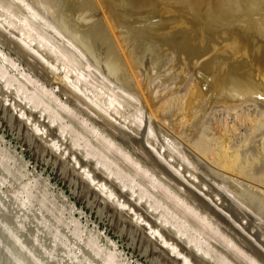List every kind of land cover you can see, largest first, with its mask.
I'll return each mask as SVG.
<instances>
[{"label": "rangeland", "instance_id": "374dc122", "mask_svg": "<svg viewBox=\"0 0 264 264\" xmlns=\"http://www.w3.org/2000/svg\"><path fill=\"white\" fill-rule=\"evenodd\" d=\"M26 1L32 2L33 0ZM192 1L193 3L189 0L190 3H188L190 5L185 2L184 6H181L180 3L183 2L182 0L177 4L176 2L174 3V0L169 2L168 0H137V2H139L138 5L140 4V6L138 7V11H140L142 14L144 11H146L143 15H151L152 18L155 17L170 20V23H175L173 26H175L176 28L181 24L180 27L182 26V28H184L185 30H183L182 28L180 29V27L176 29L172 25H170V27L171 29L174 28V32L178 34L180 38L184 36L183 38H181L182 41H186V38L189 34L190 35L188 36V40H190V37H192L191 34H195L194 31L192 33L189 32L191 31V29L187 32V29L190 28V25L193 30L194 28H196V26L200 28L202 27V24L200 22L202 21L203 23V13L211 14L212 12H214L216 9L215 4H217L219 0H201L200 2L202 6L200 5L199 0ZM206 1L211 4L213 3V7L212 5L209 6V3H206ZM238 1L239 3L241 2L244 4L242 9L244 10V12H246V14L248 13V8V11H255L256 13H261V16H264V0H260L263 3H259L257 4V6L253 5L258 3V0H243V2L242 0ZM254 1L256 2L254 3ZM31 2H29V4L31 6L33 5L34 9L37 8V4H40L39 0H37V2H35L34 0L32 4ZM172 2L174 3V6ZM34 3H36L37 6H34ZM251 3L253 4L250 5ZM2 4L3 3L0 1V13H3L4 10V5ZM145 4L147 6H145ZM157 4H159L160 6ZM186 4L187 7L185 6ZM243 4H240V6H242ZM151 6L152 13L150 14ZM166 6L168 7V10ZM38 7L40 10L42 5L40 4ZM160 7L162 9H160ZM169 8H172L173 10L170 11ZM190 8L191 10H189ZM192 8L195 9L193 10ZM199 9L200 11H197ZM36 10L37 12L41 11H39L38 8ZM182 10L185 12H183ZM195 10L196 12H194ZM191 11L197 15L195 16V18L197 17L198 20L197 18L196 20H194V17L191 18V16L188 15L191 13ZM206 11L211 13H208ZM239 11V9H232L230 13L238 14ZM250 12L248 13V15L252 17L253 14L254 17L255 12L252 14ZM258 13L255 14V16L257 15V19L258 15H260ZM246 14H243L245 22L241 21V23H236L234 24V27L236 29L238 27L239 31L240 29H244L241 31H249L254 29L255 32H253H257V34L261 37L256 36L254 33L252 34L249 31L250 34H252L250 35V46L247 45V43H244V45L251 47L248 50L250 52L249 54H251L249 55V57L252 58H250L252 61H250V67L247 66L241 68L239 70V74L252 72L254 71L253 69H259L258 66L256 67L257 63L255 60H257L264 66V28H261L264 27V20L261 18V21L259 22L258 20H256V17H254L255 20H253L252 17L251 23L252 21L254 23L250 25L246 22V19L250 18ZM166 15H168L169 17ZM200 15L202 16L203 20H200L199 22V19H201L199 18L201 17ZM177 21H179L178 24ZM194 21L199 23H195ZM258 23L260 25H258ZM203 25L206 24L203 23ZM259 27L260 29H258ZM204 28L206 27L204 26ZM255 29L258 30L256 31ZM2 40H0V51L3 52L7 57H10V59L14 61L16 60V63H19L21 67L25 68L23 60L21 58L19 59V56L16 55L14 51H12L13 47H9L7 41H4V43L1 42ZM253 40H255L256 42ZM243 41H246V37L243 38ZM185 44H187V42ZM5 45H8L7 48ZM254 47H257V49L255 50ZM99 51H101L100 53L103 52L101 48H99ZM243 51L244 50H241V53ZM242 55L243 53L240 55L239 52V59L242 57ZM147 61L149 62V58L147 59ZM146 62L140 69V71L143 69L142 73L144 72L145 75L141 73L140 75H144L145 77L151 75L150 77H152V79L154 78L151 84V88L154 89L151 90L153 91V93L155 92L154 100H151L150 97L147 96V92L144 93L142 91V89L138 85L139 83L135 81V79L137 78L135 77L134 79L133 76L135 75L132 74V80H134L132 81V86H134L133 88H135V91H133L135 93H130L136 100H127L128 98H125L128 102L132 103H127V101H125L126 103H124L123 98L124 108L120 109L122 111V117L115 116L113 113L112 115L114 116V118L110 120V122L114 126H116L117 129H122L120 131H123V135L128 136V138L130 137L129 140L131 139V141L128 140L129 142L121 140V138L117 135L116 136L120 139L116 138V133L112 131V133H115L113 137V134L107 131L105 127L99 126L101 127L99 128L93 120L89 119L79 111L77 112V114H80H78L76 117H69V119L66 118L65 124L67 126V129L63 133L60 132V129L57 125H52L51 128V124H49V128H44V126L42 125L43 123L47 124V120H44L43 118L40 119L39 112H34L32 109L26 106V104L22 101V98L20 96H17L15 87L13 88V90L11 88L10 90H7L0 80V264H189L184 257L174 255L172 250L167 247L165 243H163L166 240L172 241V243L170 242L171 244L179 242L181 245L179 243L175 245L176 248L178 247V251L180 253L183 251V253H181L183 256L189 257V259H191L194 263L196 261L197 264L199 263L198 261H200L199 264H217L218 262L220 264H264L263 99L260 97L261 100H257L258 98H249L248 95H242L234 100L232 99L233 102H231L232 100L230 99H223L224 91L222 86H214V84H210L207 82L201 83L198 80L192 66H187L183 69V71L181 70L179 72L180 74L177 73L178 75L176 74L175 76L174 74L172 75L171 72V75L167 74L168 71L166 69L162 70L158 67H152L156 66L154 65V63H152V61H150L152 66H149L152 68V70L151 68L148 69L146 67ZM148 62L147 66L150 64V62ZM0 64L2 67L4 66L3 68L5 71L9 72H7V74H9L8 76H10L11 78H17L18 80L21 79L18 77V74L15 73V70L7 65V63H1L0 61ZM263 66L261 65L260 67L264 68ZM153 68L156 71H153ZM146 70H149L151 72ZM259 70L262 71H259L258 73L254 71L255 80L257 78L261 79V74L264 73L263 69ZM145 77L143 79H145ZM17 79H14L13 81L16 82ZM186 80H188V83H186ZM21 81L22 84H25L23 80ZM21 81L18 82L21 83ZM175 81L179 82H177L176 84ZM193 81L197 86L195 84L193 85ZM15 84V86H17V83ZM55 84L51 89H53L56 96L61 101L69 104L67 102V97L65 95L63 96L60 90L61 85L59 83L58 85ZM88 87L93 91L96 90V92L98 93H103L102 95L105 94L106 96L104 95V97L113 94L110 87L98 77L89 79ZM107 88H109L110 90ZM29 90H31L30 87ZM194 90L198 92V96L200 97L199 101V98L196 96L197 94L194 93ZM263 90L264 88L262 89L261 93H264ZM137 92L139 95L136 94ZM193 95L196 99H198H194ZM214 96L218 97L214 98ZM192 98L193 100H190ZM178 99L180 102H178ZM189 101H193V103L191 104L189 103ZM225 101L226 104L224 103ZM258 101H260V103ZM261 101L263 104L261 103ZM45 103L46 105L49 104L47 107L50 106L51 109H55V106L52 103L50 104V100L45 101ZM151 103L159 107L153 108ZM186 103L188 105L191 104L189 105L190 109L187 108L188 105ZM203 103H207L206 107ZM193 104L194 106H192ZM81 109H84V111H86L85 107H81ZM138 109L141 111L143 110L146 118H154L153 120H151L152 122H154V120L156 119V123L158 124V128L160 131V133H154L156 137L153 135V140V136L151 134L152 132H149V136H152L150 137V139L153 141L154 145L152 146L145 143V148L147 147L148 149L145 150L144 148V151L146 152H144L143 149L139 148L135 143L142 140V135L146 131V122L145 124L143 123L144 125L142 124V128H140L141 125L135 124L136 117L134 116H136V114H132H134ZM160 110L161 112L166 110L164 111L166 114H164V112L161 113ZM188 111H190V113ZM158 112L160 114H158ZM187 112L189 114H187ZM151 113L154 114L152 115ZM89 114L93 116V118H97L94 114L90 112ZM202 114L204 118H201ZM155 115L158 117V119L159 117L163 119L158 120L157 118H155ZM83 119L86 121L88 120V123L86 124L88 126V129H86L87 126L85 125V123L82 122ZM176 119L180 120V122H178V120ZM115 120H117V122H115ZM96 121L100 122L101 120L99 121L97 118ZM175 121L177 122L175 123ZM120 122L121 125H119ZM36 125L40 126L42 129H46L45 132L36 133V127L34 128V126ZM93 126L94 128L99 129L98 131L103 137H105L107 140H110L114 145H116L114 146L116 147V149L118 147L119 150H121V152L119 153L123 154L125 152L124 154L130 157L129 159L132 161V163H138L139 166H142L141 168L145 171L147 169V172L150 174V178L151 174L153 177H157L156 179H158V181L162 183V185L166 188L165 190H167V192H172H170L172 195L170 193L168 194L170 195V197L173 196V198H175L176 200L179 198L178 201H183V204L180 203L181 205L185 207L188 205V208H192L195 213L197 212L198 216L205 222L204 224L206 228H208V230L204 227L199 226L198 224L193 222V220L190 221L191 219L184 214V211L181 210V208L173 204L171 200L169 198H166V196L161 191L158 192L157 190H154L151 184L148 183V180H146L147 178L141 176L140 173V177L139 175L135 174L134 170H131V167L128 166V164L124 162L121 157H117V155L111 153L112 151L108 152L106 148H103L102 145H99L101 143V141L100 143H98L100 139L91 131ZM89 132H91V134H89ZM95 135L99 140L96 139ZM260 136L263 142L260 141L261 138H258ZM255 139L257 140V143H259L260 141L259 146L262 148L261 155H259V153L257 152V146L254 142L256 141ZM132 140L134 142H132ZM78 141L79 143H77ZM131 143L133 145H131ZM164 146L165 150L163 149ZM93 147L95 149H93ZM155 147H158L159 149L161 148V154L159 152V149H156ZM171 149H173L174 151ZM94 150L99 154V156L101 155L99 158L102 161H108V164L109 162L110 164H112L111 167H115L114 171L116 172L117 170V175L120 171H122L119 174L120 178L119 176H117L118 178L109 176L102 166L97 165V162H95V160L97 161V159L89 155V152H92ZM119 150L114 149L115 152ZM86 151L88 152V154ZM147 151H150L151 153L149 154ZM147 154L148 156H154L155 159L157 158L163 165V167H166L165 169H167V171L170 170L169 174L173 176L175 175L174 178H172L173 176H171L172 181L178 180V182H170L171 179L168 173H165V176L168 174L166 177L164 175L161 176L162 173L160 172V170L158 171V169L156 168V170H154L153 167V169L150 168L151 165L147 163ZM167 154L170 155V158L167 156ZM144 155L145 157H143ZM160 155L163 157H161ZM104 156H106V160L104 159ZM227 156H229L230 158L228 159ZM177 159H179L180 161ZM119 160H122L123 162ZM81 161H84L86 163L84 164V162ZM178 161L179 163H181L180 165H178ZM120 162H122L123 164ZM143 162H146L147 165ZM224 162L229 164L234 163V171L225 168L224 170L226 171H223ZM172 163L175 164L172 166ZM78 164L80 167H87V171H91L90 176L95 178V180L100 177L97 179V181H101L103 184H105L107 189L112 192L115 198L118 199H116L115 201L108 199L109 197L104 194V191H102L101 189L99 190L96 187V184L94 185L91 183L90 179L87 178L84 174V171L82 170L83 168L81 169ZM179 167L180 169H178ZM220 170H222L223 172ZM128 172L130 173V175H132L129 176ZM126 175V178H128L127 180L130 179V181H135V179H137L134 182L137 186V194L134 196L132 192H130L129 190L126 191L124 188H122L123 183L120 182L121 177H125ZM167 177H169V179H167ZM116 179H120V181ZM182 182H184L185 184H182ZM95 189L98 192H96ZM186 189L190 196H188ZM140 192H144L146 194L148 193L147 195L150 194L151 199L148 198L140 200L138 197ZM122 195H124V197H122ZM127 195L130 196V198ZM190 198L192 199L189 200ZM118 200H120L121 203H125L127 209L126 207L121 208V206H119ZM152 202H159V206H157L158 211L153 209V207L151 206ZM197 203H200L201 206H199V204ZM132 206H134L135 208L137 206V210ZM158 207L160 209H158ZM132 208L133 210L135 209L136 212H134L135 210L133 211ZM232 208L235 212L232 210ZM213 209L214 211H212ZM210 211H212V213H210ZM238 211L240 212L238 213ZM127 212L129 215H127ZM139 216L141 217L140 220L138 219ZM144 216L145 220L146 217L150 219L149 222H151V224L147 222L149 219L146 220L147 223L145 222ZM206 221L209 223H207ZM152 222L154 225H152ZM181 222H183V225L186 226H184L186 228L184 229L185 232L188 233L186 236L179 234L178 230L176 229V223L183 226ZM155 224L159 227H156ZM152 226L154 227V230L155 228L161 230L160 227H162V233L159 230L160 235L156 234L155 236L154 231L151 229ZM208 226L210 228L213 227L214 229L211 228V230ZM163 228L165 231L163 230ZM217 230L218 234H220L219 236L217 235L216 240ZM213 231L216 233H214ZM163 232L166 233V235ZM221 236L223 238L220 239L219 237ZM189 238H196L195 240H198V242H200V244L209 251V255H204L202 253L196 252L198 250L194 248L193 243L190 244L191 242L190 240H188ZM175 239L177 241H175ZM228 244H231V246L233 245V247H228ZM246 244L247 246L245 247ZM234 248L240 249V251ZM233 252H235L236 254ZM96 253L98 256L96 255ZM212 253L215 254L213 255ZM240 253L243 255H241ZM99 254L101 255L100 257ZM246 255L248 256V258ZM249 256L251 258H249ZM108 257H111V260L113 261L108 260ZM193 257H196L199 260ZM182 259L184 260L182 261ZM194 259L196 260L194 261ZM219 259L223 261H219Z\"/></svg>", "mask_w": 264, "mask_h": 264}, {"label": "bare ground", "instance_id": "6f19581e", "mask_svg": "<svg viewBox=\"0 0 264 264\" xmlns=\"http://www.w3.org/2000/svg\"><path fill=\"white\" fill-rule=\"evenodd\" d=\"M0 1L3 3L2 5H4L3 13H0V38H2L4 40H2V39H0V40H2L1 42H3V43H4V41H7L9 47L10 46H11V48L13 47L12 51H14L15 54L19 56L18 57L19 59L21 58L23 60V63L25 64V68L21 67V65H19V63L15 62L16 60L14 61V60L10 59V57H7L1 51H0V61H1V63H3V62H5V64L7 63V65H9L12 69L15 70V73L18 74V77L21 78L20 80H18L17 78L13 77L14 79H17L18 81L23 80L25 84H22V81H21V83H19L17 80H16V82L13 81L14 79L11 78L10 76H8L9 75V74H7L8 71H5L3 68L4 66L2 67L1 64H0V80L2 81V83L4 84V86L7 90L8 89L10 90V88L13 90V88L15 87V92L17 93V96L18 97L20 96L22 98V101L26 104V106H28V108L32 109L34 112H37V113L39 112V116H40L39 118L40 119L43 118L44 120H47V124L43 123V125H42V126H44V128H49V124H51V128H52V125L53 126L57 125L58 128L60 129V132L63 133L67 129V126L65 124L66 118L69 119V117L70 118H73L74 116L76 117L78 114H80V113L77 114V112L79 111V112L83 113L85 116H87L89 119L93 120L95 122V124L98 125V127L99 126L105 127L106 130L109 131L110 133H112V131L115 132L116 134L112 133L113 137L115 134L116 138L120 137L121 140H123V141L124 140L127 142L131 141V139L129 140L130 137L128 138V136L123 135V133H122L123 131L122 132L120 131L122 129H120V130L117 129L116 126H114L110 122V120L112 118H114V116L112 115L113 113L115 116L122 117V115H121L122 111L120 109L124 108L123 98H124V103H126L125 101H127V100L135 99L134 96L130 93V92L135 91V88H133L134 86H132V84H133L132 81H134V80H132L133 77H134V79H135V77L137 78V79H135V81L139 83L138 85L140 86L142 91L144 93L147 92V94H148L147 96H149L151 100H154L155 92L153 93L152 90H154V89L151 88V84H152L154 78L152 79V77H150L151 75L150 76L148 75V77L147 76L145 77L144 76L145 73L144 72L142 73L143 69L140 71V69L145 64V62L147 61L148 58H149V62L152 61V63H154V65H156V66H152L151 62H150V64L147 66V62H148L147 61L146 67L148 69L151 68L149 66L156 67V68L158 67L159 69H162V70L166 69L168 71L167 74H169V75H171L170 74V72H171L172 75L174 74L176 76L177 73H179L181 70L183 71V69L186 68L187 66H192L198 80L201 83L207 82L210 84H214V86L220 85L223 87V91H224L223 99H230V100L233 99L234 100V99L238 98L239 96L248 95L249 98H251V97L255 98V99L258 98L257 100H259L261 97L263 99L262 101L264 102V93H261L262 89L264 88V73L261 74V79L257 78V76H256V78L259 80H257V79L255 80V73H254V71H256V73H258L259 71L260 72L262 71L259 69L264 70V68L260 67L261 65L263 66V64H260L257 60H255L257 64L256 63H254V64H256V67L258 66L259 69H257V70L253 69L254 71H252V72H246L244 74H239V72H240L239 70L241 68L247 67V66L250 67V65H251L250 61H252L251 60L252 58L249 57V55H251V54H249L250 52L248 50L251 47L245 46L244 43L245 44L247 43V45H249L251 43L250 35H252L255 31L253 28H251L253 30H249L252 33V34H250L249 31H241L244 29H240V31H239L238 27H237V29L234 27V24H236V23H241V21L245 22L243 14H246V12H244V10L242 9L244 4L241 2L239 3L238 0H219L217 2V4L214 3L216 5L215 6L216 9L213 8V9H215V11L213 10L214 12H212V9H211L212 13L206 11V12L211 13V14H207V13L205 14L202 11V13L204 14V15H202L204 20L202 19V16L200 15L201 17H199V18H201V19H199V22H200V20H203V23L206 25H203V23L201 21L200 23L202 24L203 28L196 26V28H194V30H193V28L189 24L190 28L187 29V32L191 29V31H189V32L192 33L194 31L195 34H193L194 36L191 34L192 37H190V40H188V36L190 35L189 34L186 38L187 39L186 41L181 40V38H183L184 36L180 38V36L174 32V30H173L174 28L171 29L170 25L173 26L175 24L174 22L170 23V20L155 18V17L152 18L151 15H143L146 11H144V12L142 11L143 14L140 11H138V7L140 6V4L138 5L139 2H137V0H39L40 4L42 5V7L40 8L41 11L39 10V7H38L40 4H37L38 5L37 6L36 3H34L35 4L34 6H37V8L40 12H37V10H36L37 8L35 7L36 9H34L33 5L31 6L29 4V2H31L29 0H28L29 2H27L26 0H0ZM169 1H172V0H168V2ZM182 1L183 2H181V0H179V1L174 0V3L176 2V4H177V3L181 2L180 5L184 6L185 2L186 3L189 2V0H187V1L182 0ZM200 1L201 0H199V2ZM258 1L259 2L253 6H257V4L263 3L260 0H258ZM32 2H31V4H32ZM35 2H37V0H35ZM190 2L193 3L192 0H190ZM242 2H243V0H242ZM255 2L256 1H254V3ZM174 3H173V6H174ZM182 3H183V5H182ZM189 3H188V5H190ZM206 3H209V2L206 1ZM146 4H145V6H147ZM161 4H162V2H161ZM169 4H171V3H169ZM212 4L209 3V6ZM240 4H243V5L240 6ZM252 4L253 3H251L250 5H252ZM261 4H260V6H261ZM157 5H159V4H157ZM200 5H201V2H200ZM248 5H247V7H248ZM185 6L187 7V4ZM212 7H213V5H212ZM172 8H174V7H172ZM172 8L171 9L169 8L170 11L173 10ZM151 9H152V6L150 8V14L152 13ZM160 9H162V8L160 7ZM192 9L194 10L195 8H192ZM232 9H239L240 11L238 14L230 13V11H232ZM244 9H246V8H244ZM249 9H251V8H249ZM167 10H168V7H167ZM189 10H191V8ZM163 11H161V12H163ZM192 11L190 13L191 15L188 13H186V14L191 16V18L194 17V20H196L197 17L195 18V16H197V15L194 14ZM197 11H200V9ZM178 12H180V11H178ZM183 12H185V11H183ZM194 12H196V10ZM247 12L248 13L250 12V10L248 11V8H247ZM254 12L255 11H252L250 13L252 14ZM248 13L246 15L250 17V15H248ZM257 13L256 12L254 13V17H256V20H258L259 22L261 21V18L264 20V16L263 15L261 16V13H258L260 15H258V19H257V15L255 16V14H257ZM156 14H159V13H156ZM200 14H201V12H200ZM163 15H164V13H163ZM166 16H168V15H166ZM252 17H253V14H252ZM252 17H250V18L246 17L247 18L246 22L250 25L252 23H254L253 21L251 23ZM254 17H253V20H255ZM174 18H175V16H174ZM188 19H190V18H188ZM182 20H184V19H182ZM197 20H198V18H197ZM247 20H249V21H247ZM178 22L179 21H177V24H178ZM199 22H195V23H199ZM180 25H178L177 28H179ZM258 25H260V24L258 23ZM204 26L206 28H204ZM173 27H175V26H173ZM260 27L258 29H260ZM181 28H182V26L180 27V29ZM261 28H264V27H261ZM182 29L185 30L184 28H182ZM258 29H255V30L257 31ZM183 32H185V31H183ZM262 32H259V33H262ZM254 34L256 36H259L257 34V32ZM260 35H262V34H260ZM244 37H246L245 42L243 41ZM259 37H261V36H259ZM253 41H255V40H253ZM184 42L185 43L187 42V44H185ZM3 43H2V45H3ZM7 46H6V48H7ZM244 46H245V48H244ZM99 48H101V50L103 51L102 53H100L101 51H99ZM256 49H257V47L255 48V50ZM241 50H244L242 52L243 58L241 57L243 60L241 58L239 59V57H238L239 52H240V55L242 54ZM150 58H151V60H150ZM237 59H239V60H237ZM20 62H22V61H20ZM189 68H191V67H189ZM151 70H152V68H151ZM146 71H149V70H146ZM153 71H156V70H154V68H153ZM149 72H151V71H149ZM157 72H158V69H157ZM160 72H161V70H160ZM140 73L144 74V75L141 76ZM162 73H163V71H162ZM132 74L135 76L132 77ZM93 77H98L104 83H106L110 87L111 92L113 94L108 95L107 97H104L105 94L102 95L103 93H101V92H100L101 93L100 94V93L96 92V90L95 91L91 90L88 87V82H89V79H91ZM144 77H145V79H143ZM181 77H182V75H181ZM171 78H173V77H171ZM186 81H187L186 83H188V80H186ZM194 81H193V85L194 84L196 85V83H194ZM177 82H179V81H177ZM177 82H176V84H177ZM15 83H17V86H15L16 85ZM58 83L61 85L60 90H61L63 96L65 95L67 97V99H68L67 102L69 104H66L63 101H61L56 96L53 89H51L54 84L58 85ZM29 87L31 88V90H29ZM107 89H109V88H107ZM197 90H198V87H197ZM133 93H135V92H133ZM194 93L197 94V95L196 94H194V95H196L199 98V99L197 98L199 101L200 97L198 96V92H196V90H194ZM136 94H138V92ZM194 95H193V98L196 99L194 97ZM191 97H192V95H191ZM215 97L216 96H214V98ZM125 98L126 99L128 98V99L126 100ZM193 98L190 100H193ZM147 99H149V98H147ZM48 100H50V104L52 103L55 106V109H51L50 106L47 107L49 104L47 103L48 105H46L45 101H48ZM207 100H209V99H207ZM233 100L231 102H233ZM249 100H253V99H249ZM206 101H204V102H206ZM262 101H261V103H262ZM178 102H180L179 99H178ZM258 102L260 103V101H258ZM127 103H132V102L127 101ZM189 103L192 104L193 101H191V102L189 101ZM221 103H223V102H221ZM224 103L226 104V101ZM227 103H229V102H227ZM191 104H189V105H191ZM206 104H204L205 107H206ZM189 105L187 108H189ZM192 106H194V104ZM221 106H222V104H221ZM81 107L82 108L85 107L86 111H84V109H81ZM152 107L154 108V107H159V106H155V104H152ZM151 108H150V110H151ZM185 108H186V106H185ZM230 109H232V108H230ZM87 111L94 114L98 118V120L99 121L101 120L102 122L101 121L97 122L96 121L97 118H93V116H91L89 114V112H87ZM164 111H166V110H164ZM164 111H162V112H164ZM190 111H188V112L190 113ZM204 111H205V109H204ZM136 112L134 114H132V115L136 114V116H134V117H136L135 124L141 125L140 128H142V124L143 123L145 124V122H146V127H145L146 131L142 135V137H143L142 140H140L139 142L138 141L135 142L136 145L139 148L143 149V151H144L145 143L153 146L154 143L152 140L155 136L154 133H158V132L160 133V131L158 128V124L156 123L157 122L156 119L154 120V122H152L151 120H153L154 118H151V119L146 118L143 110L141 111L138 109V110H136ZM160 112H161V110H160ZM176 112H178V111H176ZM188 112H187V114H189ZM158 114H160V113L158 112ZM164 114H166V113L164 112ZM167 115H168V112H167ZM161 116H162V114H161ZM178 117H179V115H178ZM202 117H203V114H202L201 118ZM145 118H146V120H145ZM155 118L158 119L157 116ZM164 118H166V117H164ZM201 118H200V120H201ZM160 119H163V118L159 117L158 120H160ZM178 119H176V120H178ZM37 120H38V118H37ZM87 121L83 119L82 122H84L86 125L88 123ZM115 122H117V120H115ZM176 122L177 121H175V123ZM178 122H180V120H178ZM196 122H198V121H196ZM78 124H79V122H78ZM119 125H121V122ZM101 127H99V128H101ZM34 128L37 131V132L35 131L36 133H40V132L43 133L46 130L44 128L42 129L40 126H37V125L34 126ZM86 129H88V126ZM98 130L99 129L94 128V126H93L91 131L93 134H96L98 136V138L100 139L99 140L97 138V136L95 135L96 139L99 140L98 143H100V141H101V143L99 145H102L103 148H106L108 152L112 151L111 153H114L115 155H117V157L118 156L121 157L122 160L124 162H126L128 164V166L131 167L130 169L134 170L135 174L139 175V173H140L141 176H144V178H147L146 180H148V183L151 184V186L154 188V190H157L158 192L161 191L166 196V198H169L171 200V202L173 204H175L179 208H181V210L184 211V214L188 218L191 219L190 221L193 220V222H195L199 226L206 228V226L204 224L205 222L198 216L197 212L195 213V211H193L192 208H188L187 207L188 205L186 206L187 208L185 206L181 205L180 203L183 204V201L182 200L178 201L179 198L176 200L175 198H173V196L170 197V195H168V194L171 191L167 192V190H165L166 188L162 185V183L160 181H158V179H156L157 177H153L151 174V178H150L149 177L150 174L147 172V169L145 171L141 168L142 166L141 167L139 166L138 163L137 164L132 163V161L129 159L130 157H128L126 154H124L125 152L123 154L119 153V152H121V150H119L118 147H117V149L119 151L115 152L114 149L115 150H117V149L114 146H116V145H114L110 140H107L105 137H103L99 133ZM106 130H104V131H106ZM149 132H152L151 134H152V136L153 135L154 136L153 137L149 136ZM62 133H60V134H62ZM89 134H91V132H89ZM163 134H164V132H163ZM64 135H65V133H64ZM161 136H162V134H161ZM261 136L258 138L260 139ZM150 137H152V140L150 139ZM164 137H166V136H164ZM120 138H118V139H120ZM263 139H264V137H263ZM260 141L263 142L262 138ZM260 141H259V143H257V140L254 141L256 143L257 152L259 153V155H261V152H262V148L259 146ZM132 142H134V141L132 140ZM77 143H79V141ZM131 145H133V144L131 143ZM131 145H130V147H131ZM158 147H155V148L157 149ZM73 148H74V146H73ZM173 148H175V147H173ZM84 149H85V147H84ZM93 149H95V148L93 147ZM163 149L165 150V146ZM145 150H148L147 147L145 148ZM171 150H173V149H171ZM87 151H89V150H87ZM161 151L162 150L160 148L159 149L160 154H161ZM138 152H140V151H138ZM144 152H146V151H144ZM148 153L150 154L151 152L149 151ZM165 153H167V152H165ZM87 154H88V152H87ZM89 155H91L97 159V161L95 160V162H97V165L102 166L104 168V170L108 173L109 176H113L115 178H118L117 176H119L120 172H122V171H120L119 174L117 175V173H118L117 170L115 169L116 172L114 171L115 167H113V166L111 167L112 164H110V162L108 164L107 163L108 161L107 162L102 161L99 158L101 155L99 156V154L96 153L95 150L92 152H89ZM149 156L147 154L146 157L148 160L147 163H149V165H151V167L148 165L150 168L153 167L154 170H156V169H158V171L160 170V172L162 173L161 176L162 175L165 176V173L169 174L170 170L167 171V169H165L166 167L164 168L163 165L159 162V160L157 158L155 159L154 156L153 157L152 156L149 157ZM167 156L169 157L170 155L167 154ZM143 157H145V155ZM161 157H163V156H161ZM165 157H166V154H165ZM105 158H106V156H104V159ZM172 158H174V157H172ZM227 158L229 159L230 157L227 156ZM122 160H119V161H122ZM177 160H179V159H177ZM161 161H162V159H161ZM179 161L177 163H179ZM81 162H84V161H81ZM122 162H120V163H122ZM227 162H228V160H227ZM85 163L86 162H84V164ZM147 163H146V165H147ZM174 164L175 163H172V166ZM180 164L181 163H179L178 165H180ZM89 165H90V163H89ZM178 165H176V166H178ZM78 166H79V164H78ZM124 166H125V163H124ZM234 166H235L234 163L229 164V163L224 162L223 163V171H226V170H224V168L225 169H231L232 171H234L233 170L235 168ZM80 168L81 169L83 168L82 170L84 171V174L86 175L87 178L90 179L92 184H94V185L96 184V187L99 190L101 189L102 191H104V194L109 197L108 199H111L114 201L116 199H118V198H115V196L112 194V192H110L107 189L105 184H103L101 181H97V179L100 177H98L95 180V178L90 176L91 171L90 172L87 171V169H86L87 167L85 168V166H84V167H80ZM178 169H180V167ZM95 171H98V170H95ZM183 171H182V173H183ZM220 171H222V170H220ZM121 175H123V174H121ZM131 175L129 173V176H131ZM169 175H170V179H171V176H173V175H171V174H169ZM192 176H193V174H192ZM126 177H127V175L125 177L124 176L121 177V181H120V179H116V180H119L121 183H123L122 188H124L126 191L129 190L130 192H132V194L134 196L137 194L136 193L137 186L135 185L136 183H134L137 179H135V181H130V179L127 180L128 178H126ZM139 177H140V175H139ZM174 177H175V175L172 178H174ZM106 178H108V177H106ZM119 178H120V176H119ZM167 179H169V177H167ZM187 180H188V178H187ZM173 181L175 183L176 180H173ZM173 181L171 179L170 182H173ZM176 182H178V180ZM179 183H180V180H179ZM182 184H185V183L182 182ZM175 187H177V186H175ZM95 191L98 192L96 189H95ZM122 191H124V190H122ZM186 191H187V189H186ZM124 193H126V192H124ZM124 193H122V194H124ZM187 193H188V191H187ZM187 193H186V195H187ZM147 194L144 192H140L138 197L140 200H144V199H148V198L151 199L150 194L149 195H147ZM188 196H190L189 193H188ZM191 196H193V195H191ZM213 196H214V194H213ZM122 197H124V195H122ZM128 197L130 198V196H128ZM191 199L192 198H190L189 200H191ZM125 200H127V199H125ZM118 203H119V206H121V208L126 207V209H127V206L125 205V203H121L120 200H118ZM130 203H132V202H130ZM158 203L159 202H155V203L152 202L151 203L152 204L151 206L153 207V209L157 210V206H159ZM134 204H131V205H134ZM197 204H199V206H201L200 203H197ZM149 205H150V203H149ZM132 207H134V206H132ZM137 208L138 207L136 206L135 209L137 210ZM158 209H160V208L158 207ZM132 210H133V208H132ZM136 210L134 212H136ZM208 210H210V209H208ZM232 210H233V208H232ZM212 211H214V209ZM212 211H210V213H212ZM229 211H230V208H229ZM239 212L240 211H238V213ZM124 214H126V213H124ZM169 214H170V212H169ZM127 215H129L128 212H127ZM140 216H139V218L137 217L139 220L141 218ZM166 216H167V214H166ZM148 219L149 218L146 217V220H148ZM144 220H145V216H144ZM146 220H145V222H146ZM149 221H150V219L147 222H149ZM183 222H181L182 225H183ZM149 223L151 224V222H149ZM174 223H175V221H174ZM207 223H209V222H207ZM152 225H154L153 222H152ZM155 226L159 227L156 224H155ZM184 226L185 225L181 226V224L178 225L176 223V229L178 230L179 234L186 236L188 233L185 232L184 229H186L185 228L186 226L185 227ZM153 228L154 227L152 226L151 229L154 231V235L156 236V234H159L160 229L155 228V230H154ZM160 228H161L160 232L162 233V227H160ZM211 228H213V227H211ZM257 228H258V226H257ZM206 229L208 230V228H206ZM163 230H164V228H163ZM174 230H175V228H174ZM214 233H216V232H214ZM164 234L166 235V233H164ZM219 234H218V230H217L216 240H217V235L219 236ZM231 235H232V233H231ZM191 237H193V236H191ZM219 238L221 239L223 237L221 236ZM195 239L196 238H194V239L189 238L188 240H190V242H191L190 244H192V243L194 244L193 245L194 248H196V250H198L196 252L202 253L204 255H209V251L206 250V248L203 247L200 244V242H198V240H195ZM169 240H171V239H169ZM175 241H177V240L175 239ZM170 242L172 243V241L166 240L163 243H165V245L172 250L174 255H178L179 257H184L185 260L189 264H197V262L195 261L197 259L196 257H193V258H196V259H194V261H195V263H194L191 259H189V257H185L181 254V253H183V251L181 253L178 251L179 249H177L178 247L176 248L175 245L179 242L174 243V244H171ZM205 244H206V242H205ZM228 245H227L228 247L231 246V244H228ZM246 246H247V244L245 245V247ZM231 247H233V245ZM179 248H181V247H179ZM234 249H236V248H234ZM103 250H105V249H103ZM184 250H185V248H184ZM236 250L240 251V249H236ZM114 252H115V250H114ZM233 253H235V252H233ZM96 255H97V253H96ZM241 255H243V254H241ZM100 256L101 255L99 254V257ZM187 256H188V254H187ZM210 256H208V257H210ZM247 258H248V256H247ZM249 258H251V257L249 256ZM108 260H111V257H108ZM183 260L184 259H182V261ZM197 260H199V259H197ZM111 261H113V260H111ZM219 261H223V260L219 259ZM243 261H244V258H243ZM106 262H108V261H106ZM198 262L200 263V261H198ZM111 264H113V263H111Z\"/></svg>", "mask_w": 264, "mask_h": 264}]
</instances>
